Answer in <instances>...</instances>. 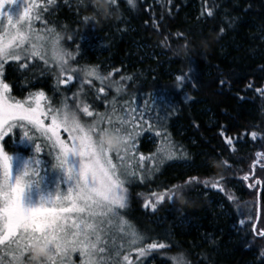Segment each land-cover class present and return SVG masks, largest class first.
Listing matches in <instances>:
<instances>
[{
    "label": "trees",
    "instance_id": "obj_1",
    "mask_svg": "<svg viewBox=\"0 0 264 264\" xmlns=\"http://www.w3.org/2000/svg\"><path fill=\"white\" fill-rule=\"evenodd\" d=\"M92 3L57 0L56 7H50H55L54 14L44 17L63 30L76 61L96 66L102 75L114 73L110 81L121 86L119 102L128 96L167 105L168 113L158 109L159 113L146 117L150 123L158 119L164 127L158 130L166 129L170 141L187 153V158L175 159L176 165H163L148 181L129 185L128 218L149 240L171 245L150 257L156 258V264H172V257L181 254L191 264H264L260 254L264 240H253L250 223L239 224L241 219L248 221L250 213L257 215L259 208L261 219L254 222L264 226V187L252 189L242 181L256 152L264 151V140L259 138L264 136V96L247 88L249 82L264 87V73L258 70L264 64V0H209L213 17L200 15L205 0H136L135 9L118 0L107 16L95 13ZM84 16L96 20L84 22ZM235 17L238 20L233 21ZM190 69V78L177 82L176 76L187 75ZM11 70L7 67L6 82L14 92V83L21 77H25L24 87L35 89L44 88L45 84L35 85L42 78L49 80L48 87L57 97L49 76L34 80L28 73L10 74ZM121 75L133 79L121 81ZM221 79L228 83L221 86ZM173 123L180 127V138L172 132ZM252 131L258 133L256 140ZM226 137L233 139L231 146ZM224 160L232 165L231 171L225 170ZM259 167L257 178H264ZM221 175L230 181L226 191L192 184L174 202L158 205L155 213L143 207L153 191L183 185L193 176L203 181ZM229 194L236 202L228 199ZM218 203L227 216L216 208Z\"/></svg>",
    "mask_w": 264,
    "mask_h": 264
},
{
    "label": "snow or ice",
    "instance_id": "obj_2",
    "mask_svg": "<svg viewBox=\"0 0 264 264\" xmlns=\"http://www.w3.org/2000/svg\"><path fill=\"white\" fill-rule=\"evenodd\" d=\"M64 3L70 4V0H64ZM127 4L133 9L137 7L136 0H127ZM56 5L57 0H0V264H31L32 245L42 242L54 248L48 264H73L74 253L81 257L80 264H121V258L122 264H147L150 255L171 245L149 240L136 230L125 232L123 225L129 221L124 219L122 210L129 207V185L145 182L152 172L158 170L159 165L149 169L146 162L156 161L159 157L162 164L166 160L187 158V153L182 146L167 140L169 134L166 131L158 130L161 126L158 119L150 123L144 119V113H138V109L131 108L127 102L121 109L123 116H119L114 103L111 113H101L95 110L93 103L79 98L84 86L89 85L92 86L90 91L94 101L108 102L106 87L112 86L110 77L114 73L110 71L102 76L96 68L83 70L71 67L69 61L75 60V56L62 46L63 37L55 27L47 26L50 21L43 15L50 11V6ZM116 5L117 0H109L107 13L94 3L90 7L95 13L107 16ZM213 9L214 5L205 0L200 15L213 17ZM247 10L244 9L245 12ZM95 20L96 16L83 17L84 22ZM235 20L238 17L233 18ZM36 21L44 27L36 29ZM224 30L222 27L220 32ZM177 36L183 34L177 33ZM49 50L60 73L57 90L60 85L70 84L78 71L84 72L85 78L79 81L71 106L65 98L62 107H54L44 91L29 92L27 97L18 100L11 94L12 85L6 82V66L24 75L33 70L30 62L39 58L47 67ZM10 62H15L14 67ZM192 70L187 75L176 76L177 82L189 79ZM258 70L264 73V64H260ZM43 72L41 69V74ZM89 77L98 80L100 87H94L93 79ZM132 79L131 75L120 76L121 81ZM226 83L228 81L220 80L221 86ZM247 88L264 96L262 86L249 82ZM120 89L121 86H117L116 91ZM81 114L92 118L91 122L83 121ZM46 120L51 121L50 125L45 124ZM61 129L68 134L67 140L61 138ZM108 129L122 135L125 145L122 150L113 152L98 142L100 134ZM153 131L156 137L166 140L168 147L158 148L152 156L138 154L139 138L144 132ZM224 131H221V136H224ZM37 132L39 137L35 135ZM14 136L20 143L31 145L34 154L26 158L15 147L13 153H9L8 141ZM251 137L256 140L258 133L252 131ZM259 138L264 140V136ZM38 139L43 143H37ZM226 143L231 146L233 139L226 137ZM45 148L52 161L45 162L39 158ZM113 154L118 163H114ZM203 164L209 166L207 161ZM223 165L226 171L232 170L227 160ZM257 165L260 166L259 171L264 172V151L256 152L249 174L242 177V181H248L247 186L252 189L264 187V178H257ZM53 173L54 177L49 180ZM229 182L225 175L203 181L189 177L183 185L151 192L143 207L155 213L158 205L166 201L172 203L182 195L185 186L202 183L205 188L210 186L226 191ZM228 199L236 202L234 195L229 194ZM260 219L258 214L250 213L248 221H239L242 226L250 223L253 240H264V226L257 227L254 222ZM116 224L122 234L119 244L111 231ZM129 236L126 249L123 239ZM260 254L264 257V249ZM172 259L174 264H191L183 254Z\"/></svg>",
    "mask_w": 264,
    "mask_h": 264
},
{
    "label": "rangeland",
    "instance_id": "obj_3",
    "mask_svg": "<svg viewBox=\"0 0 264 264\" xmlns=\"http://www.w3.org/2000/svg\"><path fill=\"white\" fill-rule=\"evenodd\" d=\"M124 1L127 2V0H124ZM55 7H53V9H50L49 12L44 13L43 15L44 16H45V14L53 15L54 12H55L54 11ZM111 13L112 12H110V14ZM34 26H35L36 29H41V28L44 27V25H42L40 21H36ZM47 26L48 27H55L52 24H48ZM55 28H56L57 32H59L60 35L63 37V40L61 42L62 46L64 48H66L68 51L72 52L73 55L76 57V52H74L73 50H70V48L68 46V40L66 39V37H65V35L63 33V30H60V28H57V27H55ZM91 51L93 52V50H91ZM46 58L49 60V64H48L47 67H45L43 60H40L39 58L31 61L30 63L34 67H33V70L31 72H28V74H29V76L36 77V78H34V80H36L38 77L49 76L51 78V83H53V85L56 88L57 79L60 78V73H59V69L55 65V62L51 59V50H49L48 56ZM69 63L71 65V67H74V68H77V69H83V70H88V69L96 67L94 65L82 63V62L76 61V60H70ZM10 64L14 67L15 62H10ZM7 67L8 66H6V68ZM41 69H44L43 74H41ZM13 72L14 73H19V72H15V71H12V70L9 73L10 74H14ZM100 75H102V74H100ZM64 78H66V77H64ZM84 78H85L84 77V72L83 71H78L76 74H74V79H73V81L70 84L61 85L60 88H63V90H61L60 88H59V90L56 89V91H57V97H56V96L53 95L54 91L52 89H50V87H48L49 80L45 81V79H42V78L37 79V81L35 82V85H38L37 83H42V84H45V85H44V88H43V86H37V89H35L36 87H34V86L33 87H30V86L29 87H24L26 85V84L23 83V82H25L24 81L25 77H21L20 80H17L14 83V85L16 86V91L14 92V90L12 89V93L11 94L16 99L22 100V99H24L25 97L28 96L29 92L44 91L46 96L51 100V102H52L54 107H57V108L62 107L63 103L65 102V98H67V103L69 104V106H71L72 103H73V99H74L73 93L77 92L78 87H79V81L84 79ZM89 79H93L94 87H96V88L100 87V82L98 80H95L92 77H89ZM112 82L113 83H112L111 87H106V94H107V101L108 102H105L103 100L94 101L93 100V92L90 91V88L92 86H89V85H85L84 86L83 92L81 93L79 98L86 100V102L93 103L95 110L99 111L101 113H103L105 111H108L109 113H111L112 106H113V103H114L115 107H116V114L119 115V116H123V114H124L121 111V109L123 107H125V102H127V104L130 105L131 108L138 109V113H141V112L144 113V119L145 120H148L146 116L149 113L155 115L157 113L156 111L158 109H160L161 111L163 109H165L164 110L165 113L167 112V110H168L167 105L165 106L164 104L156 103L155 101L148 102V100H147V103H145L143 97H141L140 100L137 101L138 99L136 100L135 98H130V97L126 96L125 98L122 99L121 102H119L120 99H121L122 93L120 91L119 92L116 91L117 86H119L117 84V82L116 81H112ZM38 87H41V88H38ZM29 88H31V89H29ZM101 95L103 96L104 94H101ZM45 103H47V101H45ZM165 104H166V102H165ZM95 105H97V106L95 107ZM160 110H158V113L160 112ZM81 119L83 121L91 122L92 118L85 117V116H83L81 114ZM163 121L165 122V120H163ZM50 123H51L50 120H46L45 121L46 125H50ZM165 123H167V121ZM160 128L163 129L164 128L163 125H161ZM172 130H173L172 131L173 134L177 138H180V136L182 135V132L180 130V127L177 126V124H174V123L172 124ZM164 131H166L168 133V131L166 129ZM164 131L162 130V132H164ZM35 135L39 137L40 134L37 132V133H35ZM60 136H61L62 139H65V140H67V138H68V134L66 132H64L63 129L60 130ZM167 140H170V136L167 137ZM37 143H43V140L42 139H38ZM140 145L142 147H145V149L143 150V148H142V150H141ZM14 147H15L16 151H18L20 154L24 155L26 158L28 156L34 154V149H33V147L31 145H27L26 146L25 144L20 143L18 138L15 137V136L11 140L8 141L7 150L9 151V153H13ZM167 147H168V144H167L166 140L164 138H162V137H156L155 133H152V132H144L142 134V136L139 138V141L137 143L138 154H143L145 156H152V155L156 154L158 148L159 149H166ZM47 151H48V149L45 148L44 152H42L40 154V157H39L40 159H42L45 162L52 161V157L46 155ZM14 160H15V156H14ZM113 161H114V163H118V161L116 160V157H115L114 154H113ZM174 161H175V159L174 160H166L164 163L161 164V163H159V157H157L156 161H148V162H146L147 163V168H149V169L156 167V165H159L158 170L152 172L150 174V178L149 179L153 178L159 172L161 167H163V165H165L166 163L170 162V164L176 165V162H174ZM177 164H179V163H177ZM182 166L184 168V166H187V163L182 164ZM45 167H47V164H45ZM133 167H135V162H133ZM54 175L55 174L53 173L51 176H49V180H51L54 177ZM149 179H147L146 181H148ZM137 184H142V183L137 182V183H133L131 185L137 186ZM216 208L222 210L223 214H224L225 211L222 209V206L219 203L216 205ZM122 214L124 216V219L129 221V224L131 225V227L129 226V224H124L123 225L126 233H130L131 231L136 230L141 235H143V236L148 238V236L146 234H143L138 229V227L128 218V211H126V209L122 210ZM224 215L227 216L228 213L225 212ZM182 224L184 226H187L189 224V221L188 220L187 221H183ZM118 227H119V225L116 224L111 229L112 233L114 235H116V237H117V244H119L121 242V237H122V234H120L118 232ZM128 239H130V236L129 237H125L123 239V242L125 244V248L126 249H127V246H128L127 245ZM203 240L206 241V242H208V241L210 242L211 241L210 239H207V238H204ZM132 256H133V258H135V252L132 253ZM72 261H73V264H80L81 257L79 256L78 253H74L72 255ZM121 264H122V258H121ZM147 264H156V258L149 256L148 260H147ZM172 264H174L173 259H172Z\"/></svg>",
    "mask_w": 264,
    "mask_h": 264
},
{
    "label": "clouds",
    "instance_id": "obj_4",
    "mask_svg": "<svg viewBox=\"0 0 264 264\" xmlns=\"http://www.w3.org/2000/svg\"><path fill=\"white\" fill-rule=\"evenodd\" d=\"M109 0H93V3L107 13ZM99 143L113 152L124 148L122 135L114 129H108L97 138ZM54 248L47 242L34 243L31 248V264H48L53 257Z\"/></svg>",
    "mask_w": 264,
    "mask_h": 264
},
{
    "label": "water",
    "instance_id": "obj_5",
    "mask_svg": "<svg viewBox=\"0 0 264 264\" xmlns=\"http://www.w3.org/2000/svg\"><path fill=\"white\" fill-rule=\"evenodd\" d=\"M258 210H259V208H258ZM257 210V214L259 215V211Z\"/></svg>",
    "mask_w": 264,
    "mask_h": 264
}]
</instances>
